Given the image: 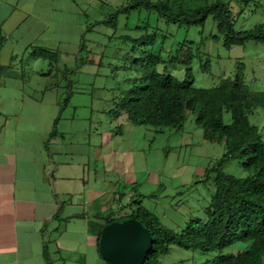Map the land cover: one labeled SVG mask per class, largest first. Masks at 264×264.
I'll list each match as a JSON object with an SVG mask.
<instances>
[{
  "label": "crops",
  "instance_id": "obj_1",
  "mask_svg": "<svg viewBox=\"0 0 264 264\" xmlns=\"http://www.w3.org/2000/svg\"><path fill=\"white\" fill-rule=\"evenodd\" d=\"M55 1L64 4L63 11L74 0ZM30 5L31 1L20 6L0 0V264H111L100 251L108 221L128 217L127 207L135 202L166 224L146 199L157 209L164 203L165 209L173 210L165 198L186 193L197 175L203 182L216 158L200 166L180 163L168 174L169 156L163 154V162L161 153H149L151 135L136 127L146 125L136 124L127 112L116 114V100L122 96H116L110 119H90L84 125L75 113L66 115L67 109L82 105L66 98V61L59 69L62 80L51 70L59 58L43 45L60 43L44 37L51 25H26L23 37L12 40L13 33L39 13L32 10L22 18L20 9ZM2 7L8 13H2ZM83 36L82 31L78 44ZM33 47L38 62L43 58L51 63L39 67L36 78L42 81L29 80L18 67L20 53ZM7 48L11 53L4 56ZM213 192L199 193L197 203L171 219L187 225L193 217H205Z\"/></svg>",
  "mask_w": 264,
  "mask_h": 264
},
{
  "label": "rangeland",
  "instance_id": "obj_2",
  "mask_svg": "<svg viewBox=\"0 0 264 264\" xmlns=\"http://www.w3.org/2000/svg\"><path fill=\"white\" fill-rule=\"evenodd\" d=\"M5 1L6 4L10 1L13 5L20 6L31 1L29 8L20 9L22 18L32 10L39 11L27 19L19 32L13 33L12 40H15L17 35L23 37L26 25H34L35 29L51 25L43 35L49 41L60 40V43L43 45V47L48 51L56 52L54 55L59 58V63H53L55 67L51 70L54 74L58 72L60 80L63 79V75L59 73L61 72L59 69H64L61 65L66 61V98L71 96L73 103L78 102L82 105L75 110L72 107L67 109L66 115L75 113L78 122L85 125L90 124V119L94 121L100 117L103 120L110 119L109 114L114 107L116 96H123L122 91L129 88L126 77L130 75L123 70V65L127 62V57L132 55L133 39L143 35H153L157 41L156 50H159L167 60L178 57L180 49L179 58L167 63L169 71L183 79L187 76V67L191 66L196 84L201 87H212L224 77L235 76L240 65L243 64L246 82L253 98L259 101L258 105L248 112V117L252 124L257 125L264 132V43L251 40L243 45L225 47L222 40L213 38L214 35L219 34L218 23L214 16H210L204 25L181 26L167 21L155 11L142 7L121 12L117 18L118 25L114 27L105 23L97 25L96 23L111 19L120 8L129 6L132 0H74L71 4L66 3L63 11L61 10L64 4L55 0L53 3L52 0ZM214 1L217 0H211ZM224 1L232 6L236 18V31L250 30L258 25H264V0ZM2 8V13H8L4 7ZM82 31L84 34L82 44H78ZM35 47L20 53L18 67L29 76V80L42 81L41 78H36L37 71L39 67L46 66L44 63L49 64L50 60L41 58L38 62L33 54ZM10 53L7 48L4 56ZM190 58L191 61H188ZM116 101H119V98ZM189 113L188 120L181 129L168 128L163 133L161 131L157 133L155 127L136 126L141 127L146 133L149 131L151 135L147 141L149 153L156 152L157 155L161 153L163 162H166L165 156H169L166 163L168 174L180 163L185 167L205 165L210 158H216L215 161L218 162L227 153L225 144L219 141H204L206 137L202 126L196 122L195 114ZM232 121L231 112H225V122ZM208 155L210 156L207 157ZM151 157L148 159L149 162ZM243 165L242 160L234 159L226 163L223 169L227 173L242 177L247 174ZM199 179L200 176L197 175L196 181L186 187V193L165 198L171 201L173 210L165 209L164 203L158 209L155 202L146 199V203L158 210L167 226L175 227L180 232L186 223L178 220L174 222L171 218L180 217L190 204L192 206L197 203L199 193L211 196L210 190L215 189L209 181L202 182ZM197 182L198 186L195 188ZM177 201L178 203H175ZM182 204L183 207H177ZM133 206L137 210L138 205L135 202L131 208ZM131 208L127 207L128 214L125 216L134 213ZM248 245L249 243L237 242L225 248L223 254H237L246 250ZM218 254L217 252L205 254L174 245L169 255L161 257V263L211 264V260Z\"/></svg>",
  "mask_w": 264,
  "mask_h": 264
},
{
  "label": "trees",
  "instance_id": "obj_3",
  "mask_svg": "<svg viewBox=\"0 0 264 264\" xmlns=\"http://www.w3.org/2000/svg\"><path fill=\"white\" fill-rule=\"evenodd\" d=\"M130 3L111 19L96 25L117 27L121 12L145 7L181 26L204 25L214 16L219 34L213 38L222 40L227 48L251 40L264 43V25L236 31L234 11L224 0H132ZM133 43L132 55L123 65L130 75L126 77L129 88L123 90L116 114L127 112L136 124L164 130L183 128L189 112H193L206 140L219 141L227 150L206 172L205 181L213 182L215 189L205 208V217L191 218L180 232L144 206L121 219L138 218L152 232L155 244L145 264H162L161 257L169 255L174 245L205 254L219 253L211 264H264V132L248 117L259 101L253 98L246 82L243 64L235 76L224 77L212 87H201L196 84L191 66L183 79L169 71L167 63L179 58L180 49L178 57L167 60L156 50L153 35L135 38ZM225 112H231V123L225 122ZM234 159L244 162L245 176L224 171V165ZM237 242L249 245L237 254H223L225 248Z\"/></svg>",
  "mask_w": 264,
  "mask_h": 264
},
{
  "label": "water",
  "instance_id": "obj_4",
  "mask_svg": "<svg viewBox=\"0 0 264 264\" xmlns=\"http://www.w3.org/2000/svg\"><path fill=\"white\" fill-rule=\"evenodd\" d=\"M150 229L138 218L106 224L100 238L102 257L111 264H145L154 248Z\"/></svg>",
  "mask_w": 264,
  "mask_h": 264
}]
</instances>
